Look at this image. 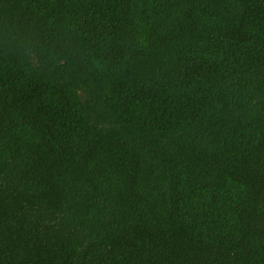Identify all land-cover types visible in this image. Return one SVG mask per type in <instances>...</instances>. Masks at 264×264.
Listing matches in <instances>:
<instances>
[{"label":"trees","instance_id":"16d2710c","mask_svg":"<svg viewBox=\"0 0 264 264\" xmlns=\"http://www.w3.org/2000/svg\"><path fill=\"white\" fill-rule=\"evenodd\" d=\"M0 264H264V0H0Z\"/></svg>","mask_w":264,"mask_h":264}]
</instances>
